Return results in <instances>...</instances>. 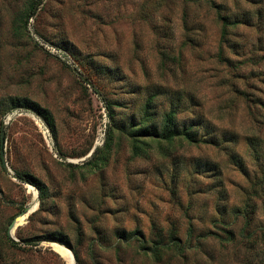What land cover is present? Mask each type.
Returning a JSON list of instances; mask_svg holds the SVG:
<instances>
[{"label": "rangeland", "instance_id": "374dc122", "mask_svg": "<svg viewBox=\"0 0 264 264\" xmlns=\"http://www.w3.org/2000/svg\"><path fill=\"white\" fill-rule=\"evenodd\" d=\"M261 77L264 0H0V264H264Z\"/></svg>", "mask_w": 264, "mask_h": 264}, {"label": "trees", "instance_id": "16d2710c", "mask_svg": "<svg viewBox=\"0 0 264 264\" xmlns=\"http://www.w3.org/2000/svg\"><path fill=\"white\" fill-rule=\"evenodd\" d=\"M220 18L224 20L223 26L225 27V24L228 22V17L220 16ZM222 34H223V31H222ZM260 80H264V78L261 77ZM178 105L179 103L170 107V109L162 112L161 121H160L159 127L157 128L156 126H154L153 117L154 116L156 117L157 115H159V112L158 111L151 112L153 111V101L149 98L141 106V110L144 112L142 123L144 122L146 124L144 128L142 129L141 135L142 136L147 135L148 137H153V138L161 137L166 140H173L175 137H182L183 139L187 141H191V142L199 140L201 137L199 136L198 128L201 127V123L195 119H192L190 122L189 121L182 122L181 119H178V116H177V112L179 111L177 107ZM106 108L108 109V114L110 116L111 112L109 111V105L107 104V102H106ZM208 130L209 129L206 128L204 131L207 132ZM208 133L209 132L205 134L206 137L208 136ZM215 141H219V140L215 138L209 139V142L216 143ZM259 186H260V191L262 193V194L259 193V197L261 198L263 197L262 203L264 207V182H261ZM250 198L251 197H246V199L243 202V206L240 209L238 208L239 209L238 213L242 216L245 215L246 217L244 221L243 229L239 233L242 236H249V234L250 236L253 235V233L249 232L250 230L249 228L252 225V219H253L252 213L254 214L255 208H257L256 206L258 205V203L253 200L252 202ZM221 224H222V227H225L224 224L228 226L230 225L228 222H224V221H222L218 225H221ZM223 229L228 234L227 235L228 238H233L234 236H236V233L233 231V229L226 228V227ZM259 230L261 231V237L264 238V227H261V229ZM246 231L247 233L245 234ZM177 233L178 232L173 229L172 232L170 233V236H179L177 235ZM60 241L66 243L63 240H60Z\"/></svg>", "mask_w": 264, "mask_h": 264}, {"label": "bare ground", "instance_id": "6f19581e", "mask_svg": "<svg viewBox=\"0 0 264 264\" xmlns=\"http://www.w3.org/2000/svg\"><path fill=\"white\" fill-rule=\"evenodd\" d=\"M35 196V195H34ZM31 205L28 207V209L26 210V212L18 215L15 220L13 221V226L12 229L10 230V234L14 235L15 229L16 227L23 223L25 218L28 216V214L35 210V208L37 207V199H34L32 203H30ZM64 256L66 257V259L68 260L69 264H73V259L71 257V255L68 253V251L65 249L64 250Z\"/></svg>", "mask_w": 264, "mask_h": 264}, {"label": "water", "instance_id": "95a60500", "mask_svg": "<svg viewBox=\"0 0 264 264\" xmlns=\"http://www.w3.org/2000/svg\"><path fill=\"white\" fill-rule=\"evenodd\" d=\"M34 11H33V13H34ZM89 84L91 85V83H89ZM3 146H4V138H3V134H2V136H1V144H0V153H1L2 164H3V166L5 168H7V163H6L5 158H4V147ZM17 177H19V176H17ZM19 178L23 179L22 177H19ZM24 180H26V179H24ZM26 181H27L28 184L33 185L32 182H30L28 180H26ZM12 226H13V222L8 226V232L9 233H10V230L12 229ZM71 252H72V250H71ZM72 255H73L74 264H75V257H74L73 252H72Z\"/></svg>", "mask_w": 264, "mask_h": 264}, {"label": "built area", "instance_id": "2783aa9c", "mask_svg": "<svg viewBox=\"0 0 264 264\" xmlns=\"http://www.w3.org/2000/svg\"><path fill=\"white\" fill-rule=\"evenodd\" d=\"M43 134H44L45 137H47V135H49V137H50V134H49L48 132H45V131H44Z\"/></svg>", "mask_w": 264, "mask_h": 264}]
</instances>
